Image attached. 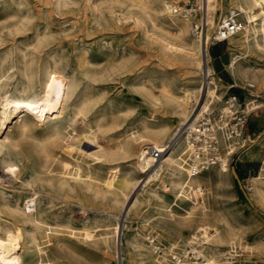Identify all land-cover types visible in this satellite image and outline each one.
<instances>
[{
    "label": "bare ground",
    "instance_id": "bare-ground-1",
    "mask_svg": "<svg viewBox=\"0 0 264 264\" xmlns=\"http://www.w3.org/2000/svg\"><path fill=\"white\" fill-rule=\"evenodd\" d=\"M52 1L57 10L77 2ZM111 3L132 14L135 25L157 45L162 62L194 65L200 69L201 81L189 80L177 90L163 84L162 100L147 93L155 101V108H165L169 118L154 124L142 120L140 129L133 134L125 131L116 136L114 119L107 120L106 113L97 109L100 93L83 84L86 79L102 81L115 71L99 76L65 71L67 61L49 51L50 59L39 64L35 58L45 53L51 38L49 28L40 32L30 0H5L3 10L11 13L0 24V43L5 30L33 31V37L14 49L0 50V264H68L60 256L61 251L76 255L82 245L92 244L110 250L111 243L121 263L120 239L114 237V229L107 221L129 216L146 199L154 202L160 217L155 226L163 223L171 240L168 253L178 248L174 238L185 237L190 243L201 238L211 245V255H202L203 264H220L216 252L243 239L240 227L234 226L216 206L220 189L228 185V164L223 162L220 167L192 176L185 166V130L208 112L215 100H220L208 50L212 31H217L228 7V11L239 13L244 25L227 41L232 58L225 68L237 80L250 78L254 86H264V73L240 62L264 56V0H197L201 7L195 11L200 12L199 19L195 12L175 14L170 0H100L96 8L104 5L112 15ZM122 11L112 29L122 31ZM202 11L207 14L203 23ZM5 64L17 67V71H4ZM129 64V60L121 61L123 68ZM251 106L252 102L248 109ZM171 120H178V125L173 127ZM83 144L95 150H85ZM149 148L158 149L161 157L148 156ZM261 153L264 141L259 147L238 153V158L248 155L255 159ZM130 158L134 160L132 173L110 170ZM262 163L260 173L243 182L251 181L252 196L264 208V160ZM136 173H147L149 180L143 186V197L137 195L129 208L130 194L144 182L134 177ZM205 184L212 194L210 207L204 206ZM175 196L177 202L193 204L188 216L172 214L169 207ZM201 208L202 215L195 218ZM77 222L81 223L79 227ZM130 244L144 257L143 264L172 262L165 250L160 257L154 256L140 234ZM253 246L244 249L253 250Z\"/></svg>",
    "mask_w": 264,
    "mask_h": 264
},
{
    "label": "rangeland",
    "instance_id": "rangeland-1",
    "mask_svg": "<svg viewBox=\"0 0 264 264\" xmlns=\"http://www.w3.org/2000/svg\"><path fill=\"white\" fill-rule=\"evenodd\" d=\"M30 1L32 11L35 14L34 20L37 22L40 32L45 31V28L48 27L51 34V38L44 48L45 53H42L41 57L35 58L36 62L42 64L48 61L50 58L47 57V52L49 51L48 53L51 54L58 53L63 60L67 61L68 66L65 71H77L81 75L97 76L100 73H105V71H115L104 77L102 81L94 82L86 79L83 80V84L90 86L92 92L100 93L96 105L97 109L106 113L107 120L114 119L116 128L113 134L115 133L116 136L125 131H127L126 134H133L134 131L140 129L142 120L147 119L154 124L169 118V115L164 114L165 108H155V101L147 93H152L162 100L163 84H169L177 90L181 85L189 83V80L196 79L197 83L201 81L200 69L194 65L162 62L157 45L145 37L142 29L135 25L132 14L126 9H121L117 4L111 3V10L114 12L111 15L104 5L99 9L96 8L100 0H91L90 3L86 0H77L75 4L61 10L56 9L52 0ZM170 1L173 7L177 3L181 7H185L187 3L190 5L197 4V0ZM3 2L5 0H0V21L11 13L9 9L3 10ZM228 9L229 7L224 10V13H227ZM121 10H123L122 13L125 14V18L121 22L122 31H119L112 28L115 25V18L118 17ZM194 14H197V19H199L200 12ZM1 34L3 41L0 43V50L14 49L18 44L30 42L33 37V31L9 33L5 30ZM212 35L208 54L211 57L210 66L214 68L219 83L220 99L231 93L244 97L245 93L239 87L244 86L246 82H254L250 78L237 80L226 70L225 66L231 62L232 54L227 43L218 44L214 41L215 31H212ZM124 60H129V67L123 68L121 66V61ZM240 62L264 73V56L262 58H247L245 61L241 59ZM4 71H17V67L10 68L5 64ZM233 83L237 85V88L229 89ZM255 86L252 93L259 95V102L253 103L254 98L249 100L247 95L246 103L252 102V105L258 107L250 112L245 129V146L237 150L229 166L231 173L228 185L220 189L221 195L219 203L216 205L217 208L225 212V215L227 214L226 216L234 226L240 227L244 236H242L241 241H232L222 247L220 252H216L220 255L218 257L220 264H264V208L252 196L251 181L243 182L260 173L264 153L251 161L238 158V153L252 146L259 147L264 141V86L258 84ZM218 101L215 100L211 109L216 107ZM171 121L173 127L178 125V120ZM14 123L15 120L10 126L13 127ZM82 148L90 151L95 150L87 144H83ZM133 163L134 160L130 158L109 168L117 171L116 173L123 171L132 173ZM233 169L237 177L233 174ZM166 172L167 169L165 168L164 173ZM134 177L137 180H144V182L130 194L128 207L133 204L137 195L140 198L143 197L141 195L143 186L149 180L147 173L146 175L136 173ZM203 188L206 190L204 206L210 207L212 197L210 187L205 184ZM248 188L249 190H247ZM159 190L162 191L161 187ZM168 195L170 196V193ZM176 199L175 196L169 207L172 214L188 216L193 204L186 200L180 203ZM154 207V202H147L146 199L129 216L126 214L124 217L120 216L118 220L112 218L107 221V224L111 225L110 228L114 229V237L120 239L122 264L144 263L142 261L144 257L139 253L137 254V251L130 244L132 238L138 234L143 237L145 244L153 249L154 256L160 257L165 250L169 257L167 248L170 247L171 240L164 231L163 223L155 226L160 221V217L155 213ZM202 210L203 208L195 213V218L202 215ZM78 211L76 212L77 218H80V211ZM170 215L167 213L169 218ZM117 222L119 225L116 224ZM80 224L77 222V227ZM153 236H158L157 243L151 242ZM174 240L178 243L179 249H182L183 245L189 242L185 237H182L181 240L174 238ZM200 244L199 249H202V253L207 256L211 255L208 250L211 245L205 241ZM94 245H82V248L77 250L76 255L64 250L60 252V256L64 257L68 264H121L113 252L115 244L111 243L112 248L110 250ZM155 245H159L161 250H155L153 247ZM248 245H254L253 250L244 249V246Z\"/></svg>",
    "mask_w": 264,
    "mask_h": 264
},
{
    "label": "built area",
    "instance_id": "built-area-1",
    "mask_svg": "<svg viewBox=\"0 0 264 264\" xmlns=\"http://www.w3.org/2000/svg\"><path fill=\"white\" fill-rule=\"evenodd\" d=\"M200 8L197 4L190 5V3H187L185 7H181L177 3L174 7V13L189 12L192 14L196 10H200ZM201 18L202 23L203 20H207V14L204 15L203 11ZM243 25L236 10L228 11L215 32L214 41L218 44L227 43L229 38L241 31ZM201 26H199L200 30L202 29ZM231 88H237V85L233 83L229 89ZM239 88L245 93L244 97L232 93L224 95L216 103L215 108L205 112L186 128L185 166L192 176L213 167H220L223 162L230 166L237 150L245 146V129L249 121L250 112L257 108V106L252 105L255 108L251 107V111H249L246 97L248 95L254 98V103L260 97L252 94L255 89L253 83L246 82L244 86ZM147 152V155L153 159L161 157L158 149L149 148ZM151 242L157 243L158 236H153ZM201 242L202 240H195L193 243L187 242L182 249L177 248L172 253L170 252L169 258H171L172 262L169 264H203L204 254L199 249ZM153 247L157 251L161 250L159 245Z\"/></svg>",
    "mask_w": 264,
    "mask_h": 264
},
{
    "label": "crops",
    "instance_id": "crops-1",
    "mask_svg": "<svg viewBox=\"0 0 264 264\" xmlns=\"http://www.w3.org/2000/svg\"><path fill=\"white\" fill-rule=\"evenodd\" d=\"M241 159H245V160H253L254 158L248 156V155H244Z\"/></svg>",
    "mask_w": 264,
    "mask_h": 264
},
{
    "label": "water",
    "instance_id": "water-1",
    "mask_svg": "<svg viewBox=\"0 0 264 264\" xmlns=\"http://www.w3.org/2000/svg\"><path fill=\"white\" fill-rule=\"evenodd\" d=\"M232 172H233V174L237 177V174H236V172H235V170L233 169L232 170Z\"/></svg>",
    "mask_w": 264,
    "mask_h": 264
}]
</instances>
